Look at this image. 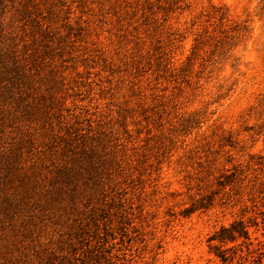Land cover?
Instances as JSON below:
<instances>
[{
    "label": "rangeland",
    "instance_id": "rangeland-1",
    "mask_svg": "<svg viewBox=\"0 0 264 264\" xmlns=\"http://www.w3.org/2000/svg\"><path fill=\"white\" fill-rule=\"evenodd\" d=\"M0 264H264V0H0Z\"/></svg>",
    "mask_w": 264,
    "mask_h": 264
},
{
    "label": "trees",
    "instance_id": "trees-1",
    "mask_svg": "<svg viewBox=\"0 0 264 264\" xmlns=\"http://www.w3.org/2000/svg\"><path fill=\"white\" fill-rule=\"evenodd\" d=\"M247 226L243 222L234 223L231 227H225L212 240L223 242L225 240H237L238 238H245L249 240V233Z\"/></svg>",
    "mask_w": 264,
    "mask_h": 264
}]
</instances>
